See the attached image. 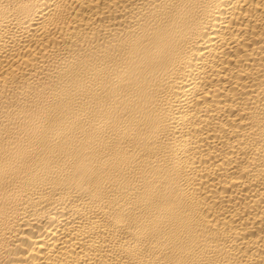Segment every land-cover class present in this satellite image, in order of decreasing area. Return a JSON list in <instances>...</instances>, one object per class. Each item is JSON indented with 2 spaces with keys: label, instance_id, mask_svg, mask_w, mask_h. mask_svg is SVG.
<instances>
[{
  "label": "bare ground",
  "instance_id": "6f19581e",
  "mask_svg": "<svg viewBox=\"0 0 264 264\" xmlns=\"http://www.w3.org/2000/svg\"><path fill=\"white\" fill-rule=\"evenodd\" d=\"M0 264H264V0H0Z\"/></svg>",
  "mask_w": 264,
  "mask_h": 264
}]
</instances>
